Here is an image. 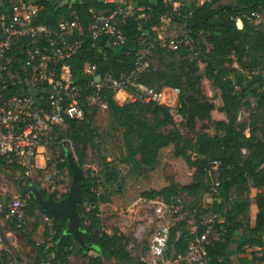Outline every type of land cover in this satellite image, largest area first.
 <instances>
[{"label":"trees","instance_id":"trees-1","mask_svg":"<svg viewBox=\"0 0 264 264\" xmlns=\"http://www.w3.org/2000/svg\"><path fill=\"white\" fill-rule=\"evenodd\" d=\"M176 1L179 0H127L132 7V16L126 19L123 26L126 43L117 48L104 43L100 52L89 49L82 60H72L70 63L76 67H80L83 62L96 64L102 73H110L116 78L132 75L136 84L152 88L156 92L164 87L178 89L177 113L190 131L194 129L195 122H209L212 113H218L219 119L213 122V135L202 132L194 140H187L175 128L167 133L162 131L165 127L173 126V118L164 105H118L112 100V93L103 95L111 122L123 130V143L129 159L140 170L152 167L160 152L168 149L172 156L171 162L184 172L183 178L161 188L154 184H143L136 199H129L128 205L133 200L152 201L157 197L168 202L183 189L192 199L186 206L197 209V213L193 215L197 234L202 231L200 220L204 213H215L218 220L222 221L215 224L219 233L218 240L211 241L207 247L212 264H264V69L256 71L246 67L243 61L249 54L252 61L258 54H264V27L250 24L245 19L251 12L263 15L264 0H209L199 7L184 4L179 8L181 16L175 15L172 10ZM11 2L12 0H0V16L8 17ZM39 3L42 9L36 22L48 27H53L60 19L68 18L71 12L79 16L81 24H86L90 21L87 14L89 9L104 8L99 0H78L73 2L71 9L59 5L57 0H40ZM165 19L183 25L186 34L193 38L195 48L204 41L211 46L215 56L226 58L231 64L225 66L219 61L206 60L201 72H191L186 77L180 74L171 76L149 65L136 71V53L140 48L138 39L145 32L149 36L153 35V28L160 27ZM150 52L161 55L172 51L154 46ZM230 57L234 58L233 62L237 65H244L247 69L245 73L237 72L235 80L229 78V74L235 72L231 67L233 62ZM182 82L186 86L183 91L180 90ZM205 82L217 91L214 100H205L201 96L198 87ZM249 98L253 99V103ZM143 107L151 109V119L137 116L136 109ZM241 107L248 110V115L245 121L238 123L237 114ZM93 114H86L84 121L70 122V127L60 137L80 145L75 150L79 167H82L83 150L95 136V131L91 128ZM132 138L136 140V147L131 142ZM64 151L58 158L56 167L59 170L65 169L71 177ZM211 161L217 163L215 178L209 171ZM3 166L0 163V171ZM202 177L210 181L209 184L208 181H202ZM109 180L107 178V182ZM14 182L20 190V197L26 200V215L30 217L35 212L46 215L39 211L33 197L24 189L33 182L29 179ZM194 183L197 185L194 186ZM187 186L191 187L185 189ZM39 188L44 198L52 196L54 199H61L67 194L56 197ZM99 189L98 177L88 173L80 190L82 201L76 206L81 218L80 230L85 242L93 248L90 251L94 252L87 264H103V259L115 260L117 264H140L128 249L130 239L117 231L106 232L103 229L99 206L108 202V198ZM251 189L257 191L253 198L248 196ZM204 194H211L213 199L208 208H203L200 203ZM250 207L255 212L253 226L249 219ZM53 224L51 245L43 244L38 247L42 263L52 256L50 264H68L67 258L71 255H87L71 236L65 234L64 217L53 219ZM13 228L22 229L15 225L10 227ZM236 233L241 242L230 251ZM192 239L193 235L187 230L185 223L179 222L171 228L168 244L175 253H181ZM31 243L35 245L34 242ZM243 248L249 251L246 252Z\"/></svg>","mask_w":264,"mask_h":264},{"label":"built area","instance_id":"built-area-1","mask_svg":"<svg viewBox=\"0 0 264 264\" xmlns=\"http://www.w3.org/2000/svg\"><path fill=\"white\" fill-rule=\"evenodd\" d=\"M39 1L12 0L8 17L0 16V163L13 168L19 180L29 179L33 183L34 177L44 171L40 181L56 190L67 180V172L55 165L49 168L44 156L42 166L39 165L38 156L63 140L60 137L70 122L84 121L86 114L94 111H106L103 95L108 92L118 105L119 93L125 95L123 100L128 103L160 105L161 92L136 84L132 75L116 78L102 73L96 64L83 62L76 67L70 63L82 60L89 49L100 52L104 43L111 48L126 43L123 26L132 16L127 0H99L104 8L89 9L88 23L81 24L79 16L71 12L53 27L36 22L42 9ZM75 1L78 0H57V3L71 9ZM207 1L179 0L173 3L172 10L181 16L182 5L199 7ZM245 19L258 25L260 15L251 12ZM194 44L188 34L165 35L153 28V35L145 32L138 39L136 71L146 67L144 59L152 54L150 49L154 46L176 51L181 47L195 48ZM172 91L175 95L179 93L178 89ZM169 113L172 115L171 110ZM216 169L217 163L209 162V171L214 176ZM212 201L211 194L206 196L203 208H208ZM138 204L143 217L133 225L128 219L122 225L129 229L128 249L137 252L131 255L140 264H212L207 247L219 238L215 224L222 221L217 214L204 213L200 220L202 231L197 234L196 223L187 220L197 209L185 208L181 199L172 197L168 202L152 200ZM26 206V200L19 195L9 197L7 202L0 200V264H17L5 242L12 236V225L20 228L29 221ZM40 216L52 230L53 218ZM179 222L185 223L193 239L183 252L175 253L168 244L169 235ZM51 257L42 264H50Z\"/></svg>","mask_w":264,"mask_h":264},{"label":"rangeland","instance_id":"rangeland-1","mask_svg":"<svg viewBox=\"0 0 264 264\" xmlns=\"http://www.w3.org/2000/svg\"><path fill=\"white\" fill-rule=\"evenodd\" d=\"M61 2V0H59ZM230 3L232 1H229ZM258 25L264 27V14L260 15ZM165 35H178L186 34V28L180 23L171 19H165L162 21L161 26L158 27ZM203 45V48L201 47ZM232 62L233 57L229 58ZM146 64L154 69L163 71L171 76L184 75L190 76L191 72L196 74L201 72L204 68V61H219L223 65L228 66L231 63L227 62L226 58H220L212 53V48L209 44L201 41L200 45L196 48L182 47L171 53H164L161 55L150 54L145 58ZM246 63V67H250L256 71L264 69V54H258L254 61L251 59V54L243 58ZM231 67L235 69V72L229 74V78L235 80L237 72L242 71L245 73L247 69L244 65H237L232 63ZM184 81V80H183ZM180 90L186 88L185 83H181ZM201 91V96L205 100H214L217 95V91L213 90L208 82L198 87ZM160 105H164L172 112L173 126H168L162 129L164 133H167L172 128H175L179 133L187 140H194L195 136L199 133L206 132L209 135H213V122L219 119L217 112L212 113L211 120L209 122H195L194 129L190 131L186 128L185 122L177 113V99L178 95H175L172 88H162L159 93ZM118 100L120 105H124L123 99L125 95L119 94ZM253 103V99H248ZM130 103V102H129ZM93 119L91 122V128L95 131V136L91 143H87L83 150V162L82 170L84 178L88 173L96 175L100 182V192L108 198V202H103L99 211L100 218L102 220L103 229L106 232L117 231L125 236L129 237V229L123 228V221L129 220L133 225L135 221L141 219L142 213H140L139 201L133 200L131 205H128L129 199H136L137 192L141 189L143 184H154L157 188L169 185L173 181L184 177V172L180 170L177 165L171 162L172 156L168 149H163L155 164L152 167H143L141 170L136 166L135 162L129 159V153L124 146L122 132L123 130L116 127L110 120L108 111H94ZM136 114L143 119H151V109L137 108ZM248 110L245 107H241L237 114V122L241 123L246 120ZM132 144L136 147L137 143L135 138L131 139ZM62 143V146L60 145ZM80 145L73 144L68 138H63L62 141H58V145L49 146L46 148L44 159L47 161V165L50 168L51 165H55L58 162V158L61 156L62 151H69L74 160H77L76 149ZM243 154H245L243 152ZM194 156V155H192ZM136 161L138 156L135 157ZM64 171H66L64 169ZM44 172V171H42ZM38 173L37 178L34 177L35 185L45 189L48 193L54 194L59 197L61 194L67 193L70 186L71 177L67 172V180L59 186L56 190L49 188V183L40 181L41 173ZM210 174V173H209ZM207 174L208 176H210ZM213 178L214 176L212 174ZM107 178L110 180L107 182ZM202 181H208L205 177L201 178ZM210 181L207 183L209 184ZM194 186L197 183L193 184ZM0 188L4 189L5 197L9 199L12 196H21L20 190L17 184L5 177V180L0 179ZM185 189H188L186 187ZM209 194H204L201 198V205H203V199ZM249 198H252L253 192L248 193ZM173 197L181 199L184 207L189 202H192L191 197L185 190H180ZM163 201L162 198L157 197L153 202L159 203ZM29 221L26 222L22 229H11L12 236L9 240H6L5 246L10 250L11 256L15 258L17 264H38L42 263L40 258L38 247L43 244L51 245V229L42 220L41 216L35 212L32 216L28 217ZM191 224L195 222L194 217L189 216L187 218ZM129 239V238H128ZM34 242L35 245H32ZM135 256L136 251L132 252ZM94 255L93 251H88L87 255L75 254L67 258L68 264H87L88 258ZM103 264H117L115 260L103 259Z\"/></svg>","mask_w":264,"mask_h":264},{"label":"water","instance_id":"water-1","mask_svg":"<svg viewBox=\"0 0 264 264\" xmlns=\"http://www.w3.org/2000/svg\"><path fill=\"white\" fill-rule=\"evenodd\" d=\"M64 156L67 168L71 173V181L67 194L63 198L54 199L52 196L44 198L42 190L34 183L28 184L24 189L33 197L39 211L53 219L64 217L66 219L65 234L71 236L83 252H88L93 248L84 240L83 232L80 230L81 218L76 211V206L82 201L80 190L84 181V173L69 151L65 150ZM2 168L14 181L19 179L17 173L11 167L3 166ZM187 187L190 188L191 186Z\"/></svg>","mask_w":264,"mask_h":264},{"label":"crops","instance_id":"crops-1","mask_svg":"<svg viewBox=\"0 0 264 264\" xmlns=\"http://www.w3.org/2000/svg\"><path fill=\"white\" fill-rule=\"evenodd\" d=\"M42 151V149L40 150ZM43 156L44 155H39L38 156V163L39 165L42 166V159H43ZM5 177H9L6 172L4 171V169L2 168L1 171H0V179L1 180H5ZM10 178V177H9ZM11 179V178H10ZM13 180V179H12ZM14 181V180H13ZM251 192H253V196L252 198L256 195L257 191L255 189H251L250 190ZM0 200L3 201V202H7L9 199H7L5 197V192H4V189L3 188H0ZM249 219H250V225L253 226L254 225V219H255V212L251 211V207H250V213H249ZM236 237H235V240L231 243V250L230 251H233V249L235 248L236 245H238L240 242H241V239L238 237V233L235 234ZM245 249L246 252H248L249 250L246 249V248H243ZM231 255V254H230ZM232 258V256H231ZM233 259V258H232Z\"/></svg>","mask_w":264,"mask_h":264},{"label":"bare ground","instance_id":"bare-ground-1","mask_svg":"<svg viewBox=\"0 0 264 264\" xmlns=\"http://www.w3.org/2000/svg\"><path fill=\"white\" fill-rule=\"evenodd\" d=\"M119 94H121V93H119ZM119 94H118V95H119ZM118 95H117V96H118Z\"/></svg>","mask_w":264,"mask_h":264}]
</instances>
